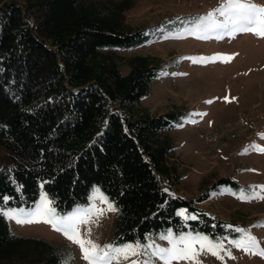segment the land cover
<instances>
[{"label":"trees","instance_id":"obj_1","mask_svg":"<svg viewBox=\"0 0 264 264\" xmlns=\"http://www.w3.org/2000/svg\"><path fill=\"white\" fill-rule=\"evenodd\" d=\"M133 7L0 0V206L32 207L44 192L63 216L98 188L116 209L110 244L144 245L168 231L235 239L233 222L196 205L202 197L174 194L183 169L170 132L190 115L147 109L143 99L163 67L150 56L115 54L150 38L148 28L127 23ZM221 185L236 187L228 178L212 183ZM69 255L65 245L15 233L0 216V264H70Z\"/></svg>","mask_w":264,"mask_h":264},{"label":"rangeland","instance_id":"obj_2","mask_svg":"<svg viewBox=\"0 0 264 264\" xmlns=\"http://www.w3.org/2000/svg\"><path fill=\"white\" fill-rule=\"evenodd\" d=\"M248 2L264 6V0ZM223 3L225 0H134V7L126 13V21L132 27L148 28L150 38L140 47L115 54L122 58L150 56L163 67L161 76L143 99V105L152 113L189 112V119L178 123L170 132L177 161L183 169L174 194L192 200L202 197L196 203L198 207L233 222L235 229H245L256 238L259 247L253 251L258 252L264 249V199L250 197L254 192L264 196L258 187L264 185V151L260 150L264 149V37L253 33L230 37L219 29L207 33L193 31L197 18L215 12ZM220 35L222 38H216ZM222 57L231 59L225 62ZM120 71L127 74L128 66L121 65ZM4 155L0 149V161ZM221 178L235 182L236 187L213 188L212 183ZM242 194L249 198L240 199ZM42 195L46 194L41 192L32 207L14 209L32 211ZM91 197L86 206L79 208L86 209L94 203L105 211L103 215H91L87 224H81L80 234L97 245H109L114 212L108 211V205L100 199L93 201ZM6 220L17 234L67 246L70 264H88L80 247L50 224L42 220L24 224ZM244 238L245 234L238 232L235 239L211 241L222 244V248L215 249L217 255L199 252V264H264V256L245 252L233 243ZM146 244L171 246L159 237ZM194 247L199 251L198 243ZM133 259L147 257L142 253Z\"/></svg>","mask_w":264,"mask_h":264},{"label":"snow or ice","instance_id":"obj_3","mask_svg":"<svg viewBox=\"0 0 264 264\" xmlns=\"http://www.w3.org/2000/svg\"><path fill=\"white\" fill-rule=\"evenodd\" d=\"M218 29L223 30V34L230 37L237 33H253L264 37V6L248 2V0H225V3L221 4L215 12H209L206 16H201L193 22L194 32L207 33ZM216 38L220 39L222 35ZM222 58L225 62L231 59V57ZM225 100L228 98L225 97ZM211 102L207 101V103ZM260 150L264 151V149ZM258 187L264 191V185ZM97 198L108 205V211L116 210L98 188L93 192L91 199L94 201ZM239 198L248 199L249 197L242 194ZM250 198L264 199V196H261L260 192H254ZM8 200L9 197H3V204L6 205ZM51 203L46 195H42L40 203L35 206L34 210L29 212H25L24 209L5 210L3 206H0V216L15 220L19 224L41 222V220L50 224L55 231L61 232L67 239L80 247L83 259L88 261V264H119L120 261H126L127 264H173L174 261L177 264L180 261H192L193 264H199L197 259L199 252L208 251L212 255H217L215 249L222 248V244L212 243L207 236L180 235L178 238H173L171 231L159 237L161 240H167L170 247L154 246L153 244L141 245L138 241L134 244L100 246L91 239H84L80 234L79 226L87 224L91 215H103L104 209L97 208L93 203L89 208H78L71 214L61 216L56 213L55 208L50 206ZM179 215L183 216L184 213L180 212ZM21 216L28 218L22 219ZM191 218L195 219V217ZM235 231L245 234L243 240L233 241L236 247L242 248L245 252L264 256V249L258 252L253 251L259 247L255 237L242 228H236ZM197 243L200 245L199 251L194 247ZM142 253L147 259H133Z\"/></svg>","mask_w":264,"mask_h":264}]
</instances>
